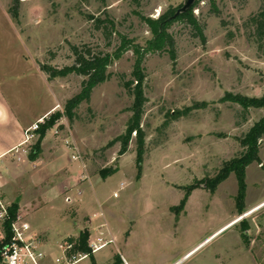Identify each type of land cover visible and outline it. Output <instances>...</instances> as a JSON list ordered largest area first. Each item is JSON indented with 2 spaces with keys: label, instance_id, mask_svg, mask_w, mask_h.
<instances>
[{
  "label": "rangeland",
  "instance_id": "obj_1",
  "mask_svg": "<svg viewBox=\"0 0 264 264\" xmlns=\"http://www.w3.org/2000/svg\"><path fill=\"white\" fill-rule=\"evenodd\" d=\"M184 1L0 0V76L10 99L34 108L56 103L49 117L61 114L36 158L9 154L0 165L1 194L19 205L44 242L41 264H57L60 245L77 243L83 230L89 239L104 231L115 240L76 264H264V138L260 159L246 168L241 209L235 172L212 187L224 163L244 151L240 139L264 116V107L223 99L264 96V37L252 20L262 0H200L194 13L204 37L185 20L172 23L176 58L165 50L142 62V166L136 131L121 153L134 116L125 82L134 78L136 59L133 49L115 56L122 36L145 45L153 33L139 13L158 18ZM73 45L113 58L110 77L71 117L66 102L87 77L71 71L51 78L41 69L46 82L37 65H72Z\"/></svg>",
  "mask_w": 264,
  "mask_h": 264
},
{
  "label": "trees",
  "instance_id": "obj_2",
  "mask_svg": "<svg viewBox=\"0 0 264 264\" xmlns=\"http://www.w3.org/2000/svg\"><path fill=\"white\" fill-rule=\"evenodd\" d=\"M200 0H197L194 5L185 12H182L176 16L175 13L178 10L177 8L169 9L167 12L161 14L158 18H152L149 16L142 15V19L147 22L149 25L153 37L148 39L145 45L134 42L133 39L122 36V42L119 46V51L116 52L115 56H120L123 51L133 49L136 59H135V69L133 71L134 78L127 80L125 82L126 87L134 95V116L128 126L127 136L123 141V146L121 153L127 151L130 135L133 131H136L138 134L137 143V162L141 167L143 162V156L145 152V139L143 134V129L140 126V120L143 113V106L147 100L145 91H144V78L142 62L145 55L149 52L157 51H169L173 59L176 58L175 50V39L169 32V28L177 20H185L190 23L196 30L203 35V26L201 25L198 17L194 13V8L198 5ZM263 4H264V0ZM252 20L256 23L257 35L262 39L264 37V8L256 15L252 17ZM107 29V27H106ZM73 52L75 54V61L72 65L66 66L63 68H56L51 64L42 63L41 69L45 71L49 77L54 78L58 75L68 73L71 71H77L78 73L83 74L87 77L84 81L83 88L81 92L76 94L74 97L70 98L66 102V112L72 117L73 110L77 107L82 101L89 99L93 87L100 82L106 81L110 76L106 74V69L108 65L112 62V56L110 54H104L100 52H94L91 48H79L77 45L72 46ZM223 99H231L232 101L238 102L245 109L250 107H264V96L263 97H248L243 95H232L228 93ZM60 112L52 114L50 117L46 118V121L41 124L39 132L41 133L38 145L35 148V152L30 154V159H34L38 156L41 151V141L46 134L48 128L52 127L56 119L60 116ZM177 113L175 116H178ZM264 138V116L258 120L253 126L248 130V132L240 139L241 144L244 147V151L240 156H236L229 161H226L224 165L219 170L217 176L212 180V187L214 188L218 183L225 180L232 172L236 173L239 183V192L237 195V204L241 209L243 202L246 197V168L247 166L255 160L260 159V140ZM113 173L114 171H110ZM194 186H189L188 191L183 198L180 206L181 208L187 202L188 196L190 195ZM19 205L17 203L12 204L11 213L13 216L18 212ZM8 234H10V226L7 225ZM90 237L89 230H83L80 233V236L77 240V249L83 251H90L88 246V241ZM90 256H93V253H90ZM1 262V256H0ZM96 264V263H95Z\"/></svg>",
  "mask_w": 264,
  "mask_h": 264
},
{
  "label": "built area",
  "instance_id": "obj_3",
  "mask_svg": "<svg viewBox=\"0 0 264 264\" xmlns=\"http://www.w3.org/2000/svg\"><path fill=\"white\" fill-rule=\"evenodd\" d=\"M46 121V118H40L31 124L25 130L23 141L15 146L11 153L18 161H24L30 158V154L35 152L34 142L38 138L41 124ZM55 134L60 133V129L56 126ZM71 140L67 139L66 143L70 144ZM74 159H79L81 153L78 146L75 144ZM2 160H0L1 165ZM114 196H118V192H114ZM12 204L7 202L0 192V264H41L40 259L45 255L42 245L44 242L37 240L33 235L30 223L24 216L16 213L15 216L11 213ZM7 225L10 226V234L7 231ZM113 237H107L104 231H100L96 238H90L88 246L90 251L77 249L76 242H67L60 245L61 256L56 258L57 264H76L80 260L89 257L90 253H95L113 242Z\"/></svg>",
  "mask_w": 264,
  "mask_h": 264
},
{
  "label": "crops",
  "instance_id": "obj_4",
  "mask_svg": "<svg viewBox=\"0 0 264 264\" xmlns=\"http://www.w3.org/2000/svg\"><path fill=\"white\" fill-rule=\"evenodd\" d=\"M38 67V77L42 81H49V77ZM5 82L0 76V159L3 160L9 154L12 155V149L20 144L25 137V130L31 124L40 118H47L55 111V104L34 108L31 104L21 102L15 104L9 97V91L5 87ZM51 136H45L41 143V150L45 148ZM50 150V149H48ZM54 150V148H51ZM72 160V159H71ZM73 161V160H72ZM103 249V248H102ZM96 253V252H95ZM93 253V255L95 254ZM125 264H131L128 260H124Z\"/></svg>",
  "mask_w": 264,
  "mask_h": 264
},
{
  "label": "water",
  "instance_id": "obj_5",
  "mask_svg": "<svg viewBox=\"0 0 264 264\" xmlns=\"http://www.w3.org/2000/svg\"><path fill=\"white\" fill-rule=\"evenodd\" d=\"M196 1H197V0H185L184 3H183V5H182L181 7L178 8V10L176 11V13H175L174 16H176V15H178V14H180V13H182V12H185V11H187L188 9H190V8L194 5V3H195Z\"/></svg>",
  "mask_w": 264,
  "mask_h": 264
}]
</instances>
